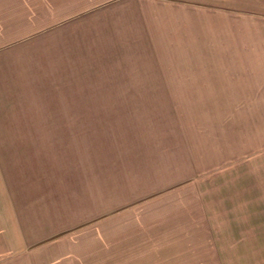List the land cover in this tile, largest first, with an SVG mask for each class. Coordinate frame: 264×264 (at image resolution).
I'll list each match as a JSON object with an SVG mask.
<instances>
[{"label": "crops", "instance_id": "crops-1", "mask_svg": "<svg viewBox=\"0 0 264 264\" xmlns=\"http://www.w3.org/2000/svg\"><path fill=\"white\" fill-rule=\"evenodd\" d=\"M161 92H247L264 104V0H0V104ZM2 124L0 172L10 171L5 158L17 167L11 158L37 156L48 140ZM109 147L119 162L130 156ZM92 166L100 173L95 159L83 177L68 173L63 192L14 171L1 176L0 264H223L214 243L209 253L198 198L167 191L177 180L150 195L138 192L150 181H105L97 196Z\"/></svg>", "mask_w": 264, "mask_h": 264}, {"label": "rangeland", "instance_id": "rangeland-1", "mask_svg": "<svg viewBox=\"0 0 264 264\" xmlns=\"http://www.w3.org/2000/svg\"><path fill=\"white\" fill-rule=\"evenodd\" d=\"M256 96L64 93V104H0V123L8 119L18 133L38 128L48 135L32 150L39 155L11 158L17 167L9 168L5 158L10 171L0 172V178L6 181L14 171L37 179L34 186L44 187L47 180L63 192L62 185L71 183L64 177L79 171L83 177V165L95 159L101 166L100 173L91 167L97 196L104 195L105 181L108 186L126 177L150 181L138 191L150 195L165 180H177V188L167 191L198 198L194 202L206 209L209 253L214 243L223 264H264V104L255 102ZM3 125L0 134L6 131ZM111 144L129 152L128 159L119 162ZM87 180H82L86 186ZM23 207L17 205V212H27ZM34 209L46 212L42 205Z\"/></svg>", "mask_w": 264, "mask_h": 264}]
</instances>
